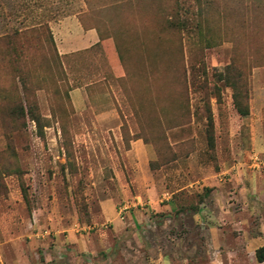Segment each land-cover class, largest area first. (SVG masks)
Segmentation results:
<instances>
[{
    "label": "rangeland",
    "instance_id": "rangeland-1",
    "mask_svg": "<svg viewBox=\"0 0 264 264\" xmlns=\"http://www.w3.org/2000/svg\"><path fill=\"white\" fill-rule=\"evenodd\" d=\"M256 157L264 0H0V264H264Z\"/></svg>",
    "mask_w": 264,
    "mask_h": 264
},
{
    "label": "crops",
    "instance_id": "crops-1",
    "mask_svg": "<svg viewBox=\"0 0 264 264\" xmlns=\"http://www.w3.org/2000/svg\"><path fill=\"white\" fill-rule=\"evenodd\" d=\"M50 29L63 56L89 51L101 43L99 31L95 27H86L78 15L52 22ZM73 96L81 97V91H75Z\"/></svg>",
    "mask_w": 264,
    "mask_h": 264
},
{
    "label": "trees",
    "instance_id": "trees-1",
    "mask_svg": "<svg viewBox=\"0 0 264 264\" xmlns=\"http://www.w3.org/2000/svg\"><path fill=\"white\" fill-rule=\"evenodd\" d=\"M169 25L171 26V22H169ZM48 30L50 31V43L52 44V46H54L56 48V44H55V41H54V37H53V34L51 32V29L48 28ZM126 34V31H123V34L121 33V36L125 35ZM118 37V35H116ZM58 55V54H57ZM60 57V55H58V58ZM24 113V109L23 107H18L17 105L13 108V114H16V113ZM35 121L37 123H39V119H35ZM256 256H257V260L259 263H263L264 262V247H261L260 249L257 250L256 252Z\"/></svg>",
    "mask_w": 264,
    "mask_h": 264
},
{
    "label": "built area",
    "instance_id": "built-area-1",
    "mask_svg": "<svg viewBox=\"0 0 264 264\" xmlns=\"http://www.w3.org/2000/svg\"><path fill=\"white\" fill-rule=\"evenodd\" d=\"M255 163H256V167H261V166L264 167V159L263 160H260L259 157H256L255 158Z\"/></svg>",
    "mask_w": 264,
    "mask_h": 264
}]
</instances>
